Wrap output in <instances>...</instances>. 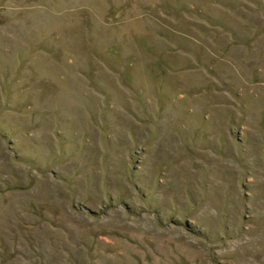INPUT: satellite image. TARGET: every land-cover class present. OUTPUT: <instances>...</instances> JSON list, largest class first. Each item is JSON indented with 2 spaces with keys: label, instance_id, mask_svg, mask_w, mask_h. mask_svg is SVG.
I'll return each mask as SVG.
<instances>
[{
  "label": "rangeland",
  "instance_id": "rangeland-1",
  "mask_svg": "<svg viewBox=\"0 0 264 264\" xmlns=\"http://www.w3.org/2000/svg\"><path fill=\"white\" fill-rule=\"evenodd\" d=\"M0 264H264V0H0Z\"/></svg>",
  "mask_w": 264,
  "mask_h": 264
}]
</instances>
